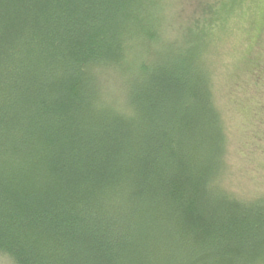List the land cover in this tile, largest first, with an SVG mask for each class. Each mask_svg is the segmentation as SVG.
<instances>
[{
    "label": "trees",
    "instance_id": "trees-1",
    "mask_svg": "<svg viewBox=\"0 0 264 264\" xmlns=\"http://www.w3.org/2000/svg\"><path fill=\"white\" fill-rule=\"evenodd\" d=\"M209 1L185 18L182 0H0L11 263L264 264V192L226 186L220 54L241 3Z\"/></svg>",
    "mask_w": 264,
    "mask_h": 264
},
{
    "label": "rangeland",
    "instance_id": "rangeland-1",
    "mask_svg": "<svg viewBox=\"0 0 264 264\" xmlns=\"http://www.w3.org/2000/svg\"><path fill=\"white\" fill-rule=\"evenodd\" d=\"M219 1L218 8L229 9L232 0ZM205 2L206 0H182L178 14L185 18L191 15L196 18L200 14L199 6ZM239 2L241 5L236 10L235 7L230 8L226 15V30L223 33L227 34L229 40L220 54L221 62L225 64H221L219 88L232 138L231 149L228 150L230 172L226 175V186L255 194L258 189L264 192V146L251 139L258 133L264 136V129L260 125L263 122L261 119H264V104L260 101L263 95L261 96L257 87L251 85L253 77L256 76V66L264 61V42L258 43V52L250 51L251 56H248L247 46L257 36L255 34V38L253 37L255 27L262 24L260 18L264 17V0ZM238 82L242 86L241 90ZM0 264L13 263L0 254Z\"/></svg>",
    "mask_w": 264,
    "mask_h": 264
}]
</instances>
